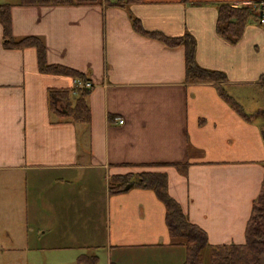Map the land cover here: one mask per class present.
<instances>
[{"label": "crops", "instance_id": "obj_1", "mask_svg": "<svg viewBox=\"0 0 264 264\" xmlns=\"http://www.w3.org/2000/svg\"><path fill=\"white\" fill-rule=\"evenodd\" d=\"M221 1L262 0H140L126 7L2 2L11 5L15 38H41L48 64L83 73L92 88L90 122L59 121L47 91L78 86L77 79L41 72L34 47L5 48L0 24V243L55 248L59 232L67 241L60 247L104 245L107 256L117 251L108 264H184L185 249L170 238L165 206L154 191L134 185L108 190L111 176L141 171L166 173L169 195L209 244L245 241L264 176V124L255 119L263 108L247 112L234 97L240 93L227 88L264 85V27L247 24L236 43L220 37ZM132 17L148 31L191 34L197 63L225 73L224 90L249 118L222 97L217 83L186 81L184 46L136 32ZM100 174L107 178L105 237L88 243L83 236L96 233Z\"/></svg>", "mask_w": 264, "mask_h": 264}, {"label": "trees", "instance_id": "obj_2", "mask_svg": "<svg viewBox=\"0 0 264 264\" xmlns=\"http://www.w3.org/2000/svg\"><path fill=\"white\" fill-rule=\"evenodd\" d=\"M104 1L106 5L126 7L140 0H20V5H83L98 4ZM258 1L252 2L257 3ZM250 3L238 4L232 1H221L218 5L216 32L231 43H236L243 35L246 24L250 20L259 21L253 12ZM11 5L0 3V24L2 25L3 46L7 49H22L34 47L37 54L38 68L41 72L62 74L86 81V76L72 68L48 64L46 49L43 40L37 36L15 38L12 35L10 16ZM133 29L150 38L157 39L169 47L183 45L185 48V80L200 82H215L222 97L229 102L244 118L249 115L242 107L224 90L222 83L227 80L224 72L200 66L195 58L196 41L194 37L185 33L182 36H168L159 31H148L143 28L140 21L132 17ZM264 80V75L261 76ZM89 88L78 86L66 88H49L48 106L50 112L59 121L74 123L90 122V109L86 97ZM264 114V109L259 110ZM264 140V128L261 131ZM159 165V164H158ZM169 165V164H165ZM183 169L182 164H171ZM128 183L134 186L150 189L163 202L165 206V222L169 236L174 244H180L185 249L184 264H203L202 253L209 251L210 264H264V176L260 192L253 201L251 213L245 226V241L243 243H229L211 245L207 241L205 231L192 223L181 209L180 204L169 195L167 190V175L161 171H141L138 173L113 175L108 179V190L111 193L123 190ZM79 260L88 264H96L98 257L82 255ZM113 264V263H111Z\"/></svg>", "mask_w": 264, "mask_h": 264}, {"label": "rangeland", "instance_id": "obj_3", "mask_svg": "<svg viewBox=\"0 0 264 264\" xmlns=\"http://www.w3.org/2000/svg\"><path fill=\"white\" fill-rule=\"evenodd\" d=\"M11 1V0H8ZM5 2V0H0V3ZM253 9V12L259 18V10L254 8L253 4H249ZM250 23H258V21L250 20L247 24ZM246 24V25H247ZM245 30V29H244ZM244 33V32H243ZM259 49L262 50V46L258 45ZM228 92L232 95L233 92L240 93L239 95L234 96L235 99L243 105L247 112H252L250 110H256L257 108L264 109V85L255 84V85H244V86H234L232 88H227ZM262 115H256L255 119L258 123L264 124V114L259 112ZM107 178L100 174L96 181V193L98 194L95 199L94 207H95V225H96V233L92 235V237L83 236V240H86L88 243L92 242H103V238L105 237V229L106 224L104 221V213H102L103 207V194L101 193L103 189L106 188ZM2 192H4L2 190ZM2 192L1 197H2ZM57 221V217H53V222ZM1 227V223H0ZM80 226L77 228V235L80 237ZM90 220L88 224V229H90ZM50 230V229H49ZM81 231H85V229H81ZM41 235V234H40ZM56 239H58V243L61 245L66 244L65 239L60 237V233L56 232ZM75 238V237H74ZM47 239L50 240L48 237ZM76 239V238H75ZM1 240H5L3 233L0 232V242ZM43 242H46L44 239ZM7 244V243H6ZM4 243H0V264H88L85 261L79 260L82 255H97L98 260L96 264H108V256L105 250L104 245H99L97 248L90 249L85 247H63L59 245V247H49L43 249H11L8 248ZM111 256L109 258L112 262H114V257L119 253L117 251H111ZM124 256H129V252L123 253ZM203 264H210L209 260V251L205 249L202 253ZM111 264V263H110ZM125 264H129V262H125Z\"/></svg>", "mask_w": 264, "mask_h": 264}, {"label": "built area", "instance_id": "obj_4", "mask_svg": "<svg viewBox=\"0 0 264 264\" xmlns=\"http://www.w3.org/2000/svg\"><path fill=\"white\" fill-rule=\"evenodd\" d=\"M254 8L259 10V24L264 27V0L254 3ZM78 87L81 88H92V83L88 80L82 81L77 79ZM118 122L121 123L122 120L118 119Z\"/></svg>", "mask_w": 264, "mask_h": 264}, {"label": "water", "instance_id": "obj_5", "mask_svg": "<svg viewBox=\"0 0 264 264\" xmlns=\"http://www.w3.org/2000/svg\"><path fill=\"white\" fill-rule=\"evenodd\" d=\"M132 186H133V183H128V184H126V185L124 186L123 190H127V189H129L130 187H132Z\"/></svg>", "mask_w": 264, "mask_h": 264}]
</instances>
